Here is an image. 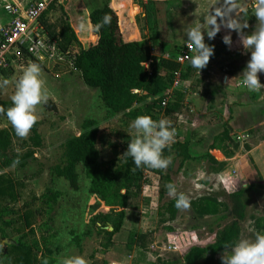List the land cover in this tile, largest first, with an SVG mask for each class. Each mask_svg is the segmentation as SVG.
Returning <instances> with one entry per match:
<instances>
[{"label": "rangeland", "instance_id": "obj_1", "mask_svg": "<svg viewBox=\"0 0 264 264\" xmlns=\"http://www.w3.org/2000/svg\"><path fill=\"white\" fill-rule=\"evenodd\" d=\"M13 1L0 0V17L4 16L2 10L5 5ZM16 1L33 3L42 0ZM59 1L48 16L49 22L59 28L65 22L70 24L83 45L95 41L91 13L109 4L119 15L124 35H129L128 40L141 41L149 48L152 46L151 32L146 27L140 0ZM167 2L171 5L167 4L165 8L167 18L160 26L161 41L169 42L176 51L187 43L185 30L190 24L202 23L213 13L223 17L218 20L221 30L215 39L209 40L205 33V42L214 46V56L217 58L210 59L201 73L192 69L187 81L180 80L168 105H175V93L182 91L185 100L180 113L160 112V119L169 120L174 127L175 137L190 140L193 160L180 170L181 160L168 155L166 157H171V164L166 170L152 169L146 173L147 184L142 195L131 202L122 231L114 238L115 246L105 252L101 246L103 240L92 223L93 216L103 210L104 205L96 195L91 194L90 181L84 168H77L78 188L60 177L57 170L67 165L66 143L81 134L85 121H97L100 126L109 129L112 142L122 144L124 138H134V130L130 127L133 121L123 116L110 118L99 92L89 89L79 72L68 66L55 69L51 65L40 66L41 79L50 97L47 104L37 109V123L40 124L39 132L44 146L37 150L32 147L25 149L23 140L16 139L14 142L17 153L34 150L35 155L26 167H8L0 174L11 177L17 183L18 196L17 202L6 198L0 203L1 209L10 207L17 213L9 218L15 224L6 229L7 239L0 233V244H8L30 234L31 229L26 227L24 220L25 215L30 214L29 221L35 230V237L30 236L31 240L36 238L43 244L44 238L55 235L52 249L56 264H62L63 259L72 256L83 257L87 264H182L190 248L178 253H165L163 249L167 247L168 236L179 233L187 238L195 233L199 245L207 247L214 242V231L232 222L228 212L230 196L240 189L251 191L241 238L254 237L255 232L264 234V89L256 91L243 87L242 78H232L227 85V75L222 70L231 58L241 56L247 64L251 59V52L243 47L240 34L227 28L224 21L248 23L249 27L243 32L252 34L258 23L253 14L258 0H232L231 3L229 0ZM243 11H249V20L239 18ZM82 23L85 25L83 29L80 26ZM225 36H231V46L223 42ZM220 51L224 52L220 54ZM153 55L160 57L161 49L154 50ZM32 63L25 58L15 64L8 87L0 90V102L12 104L15 82ZM259 78L264 84V73H260ZM1 129L14 130L3 114H0ZM225 131H229L231 141H218L216 152L208 155L212 144ZM30 137L31 134L25 140L28 141ZM106 157L112 158L110 151ZM172 164L174 167L170 170ZM170 183L189 198V207H176L172 220L167 211L170 203L175 201L167 195L166 185ZM55 194L59 196L50 209L43 204L42 198ZM202 197H210L221 204L220 216L199 219L192 203ZM252 229L255 232L250 231ZM134 233L148 235L147 250L129 247L130 237ZM223 254L217 257L216 264H222Z\"/></svg>", "mask_w": 264, "mask_h": 264}, {"label": "trees", "instance_id": "obj_2", "mask_svg": "<svg viewBox=\"0 0 264 264\" xmlns=\"http://www.w3.org/2000/svg\"><path fill=\"white\" fill-rule=\"evenodd\" d=\"M58 1L50 5L42 18V23L50 37L58 40L61 51L72 60L74 71L81 74L84 84L89 89L99 92L100 100L110 118L123 116L134 121L138 116L147 115L159 120L161 111L166 110L169 114L181 112L185 100L182 91L175 93L177 97L175 105L165 109L162 107L167 93L173 88L175 73L182 70V79L187 81L193 69L190 64L182 67L177 63L176 55L181 47L176 51L169 42L161 41L160 26L167 18L165 8L167 4L171 5L170 1L143 3V0H140L144 9L146 27L151 32L150 48L141 41L128 40L129 35L127 37L124 35L119 15L109 4L91 13L90 21L95 41L83 45L70 24L65 22L59 28L49 22L48 16L55 9ZM105 15L110 17V23L97 29V25ZM239 18L249 20V11H243ZM157 48L161 49L160 57L153 55V51ZM223 52L220 51V54ZM167 54L170 55L169 59L165 58ZM216 58L213 56L211 59ZM246 66L245 59L239 56L238 59L228 60V65L222 70L231 78H242L240 76ZM13 70L12 68L1 70L0 77L9 80ZM10 107H12L11 103L0 102V108L5 111ZM39 127V123L34 125L28 141L17 137L15 130H0V174L8 167L24 168L28 161L34 158V150L26 153H17L14 150L16 139L23 140L22 145L25 149L32 147L37 150L44 146ZM224 133L212 144L208 155L216 152L218 141H231L229 131ZM111 139L112 135L108 128L100 126L95 120L85 121L81 134L72 137L66 143L67 165L57 170L60 177L78 188L77 168L78 166L84 168L86 177L90 181L91 194L96 195L104 205L103 210L93 216L92 223L97 229L98 236L103 240L101 246L105 252L115 246L114 238L122 231L126 213L131 209V202L142 195L147 184L146 173L152 170L145 167L137 168L131 157L123 156L132 138H124L123 144L112 142ZM190 147L189 139L175 137L171 147L164 150V156L174 155L180 159L179 169L182 170L186 163L193 160ZM108 151L111 152L112 158L106 157ZM15 161L19 162L14 163ZM173 167L172 164L170 170ZM250 193V190L240 189L230 196L228 212L232 222L214 231V242L207 247L195 246L189 249L182 264H216L217 257L225 252V247L238 242L241 238L242 223L247 219ZM58 196L59 194L43 197V204L51 209L52 204H56ZM17 197V183L7 175H0V203L6 198L17 202ZM192 205L201 220L218 217L222 212L221 204L210 197L197 199ZM167 211L171 220L174 219L176 201L170 203ZM15 214H17L15 210L10 207L0 208V233L5 240L6 229L14 227L15 224L9 218ZM29 215H25L24 220L31 233L8 244H0L2 264H44L45 261L47 264H56L52 249L55 235L44 238L43 244L36 238L31 240L30 236L35 237V230L32 229ZM147 237L148 235L142 233L132 234L129 247L147 250Z\"/></svg>", "mask_w": 264, "mask_h": 264}, {"label": "clouds", "instance_id": "obj_3", "mask_svg": "<svg viewBox=\"0 0 264 264\" xmlns=\"http://www.w3.org/2000/svg\"><path fill=\"white\" fill-rule=\"evenodd\" d=\"M229 2L231 3L232 0ZM253 14L258 23L255 31L250 35L243 32L249 27L248 23L240 24L234 20L224 23L227 28L240 34L243 47L251 52V59L240 76L242 86L260 91L264 89V84L259 78V74L264 73V0H258L253 8ZM221 18L223 17L219 14L213 13L202 23L190 24L185 30L189 48L194 46L196 50V54L190 59V65L200 73L215 53L214 46L205 42V33L209 40L215 39L221 30V23H218ZM109 23L110 17L105 15L97 25V29ZM80 26L82 29L85 27L83 23ZM223 42L231 46V36H225ZM8 85V79H0V90L6 89ZM49 98L44 81L41 79V67L32 63L23 70L15 82V91L11 96L13 106L6 111L0 108V114L6 116L16 136L24 139L37 123L38 106L47 104ZM130 127L134 130V138L128 144L123 156L131 157L137 168L166 170L171 164V157L164 156V150L170 148L175 141V129L170 121L164 118L154 120L150 116L141 115L135 118ZM166 189L167 195L175 199L178 209L189 207V198L183 192H179L175 184L166 185ZM250 231L255 232L254 229ZM225 249L221 256L222 264H264V234L259 232H255L254 237H242ZM44 264H47V261ZM62 264H87V261L81 256H72L63 259Z\"/></svg>", "mask_w": 264, "mask_h": 264}, {"label": "built area", "instance_id": "obj_4", "mask_svg": "<svg viewBox=\"0 0 264 264\" xmlns=\"http://www.w3.org/2000/svg\"><path fill=\"white\" fill-rule=\"evenodd\" d=\"M56 1L42 0L26 3L15 0L12 4L5 5L2 10L4 16L0 17V71L9 68L14 69L15 64L20 63L25 58L40 66L47 65L50 67L51 65L54 69L59 66H68L74 70L72 60L68 59L67 55L61 51L58 40L50 37L42 23L43 16L49 10L50 5ZM195 54V47L189 48L186 43L179 49L176 61L185 67L190 64V59ZM165 58L169 59L170 55L167 54ZM181 79L182 70L175 73L173 88L167 93V98L162 103L164 109L168 107L170 98ZM231 79L227 75L225 79L227 85ZM198 240L195 233L190 234L187 238L181 237L179 233H174L168 236L167 247L163 251L165 253H178L188 248L191 249L200 246Z\"/></svg>", "mask_w": 264, "mask_h": 264}, {"label": "crops", "instance_id": "obj_5", "mask_svg": "<svg viewBox=\"0 0 264 264\" xmlns=\"http://www.w3.org/2000/svg\"><path fill=\"white\" fill-rule=\"evenodd\" d=\"M229 85V84H228ZM1 130H3V129H1Z\"/></svg>", "mask_w": 264, "mask_h": 264}, {"label": "water", "instance_id": "obj_6", "mask_svg": "<svg viewBox=\"0 0 264 264\" xmlns=\"http://www.w3.org/2000/svg\"><path fill=\"white\" fill-rule=\"evenodd\" d=\"M112 231V230H111Z\"/></svg>", "mask_w": 264, "mask_h": 264}]
</instances>
